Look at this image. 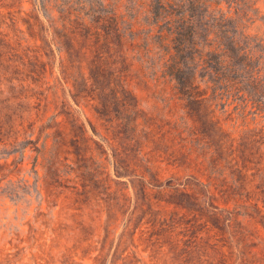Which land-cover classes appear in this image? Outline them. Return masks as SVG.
I'll list each match as a JSON object with an SVG mask.
<instances>
[{"label":"rangeland","instance_id":"374dc122","mask_svg":"<svg viewBox=\"0 0 264 264\" xmlns=\"http://www.w3.org/2000/svg\"><path fill=\"white\" fill-rule=\"evenodd\" d=\"M92 1L124 34L106 60L59 0H0V264H264V52L243 92L195 80L187 117L161 53L127 34L146 0ZM217 1L252 3L264 33V0Z\"/></svg>","mask_w":264,"mask_h":264},{"label":"trees","instance_id":"16d2710c","mask_svg":"<svg viewBox=\"0 0 264 264\" xmlns=\"http://www.w3.org/2000/svg\"><path fill=\"white\" fill-rule=\"evenodd\" d=\"M59 1L62 30H73L79 32L81 36L78 27L83 30L85 28L87 40L99 50V56L104 60L108 58L112 46L116 44L120 46L124 34L115 12L101 18L97 16L92 0ZM234 2L239 5L242 0ZM144 6L147 19L142 28L143 34L135 35L136 20L127 28V34L134 42V48L138 46L136 38L144 42L143 51L147 55L155 51L161 53L164 67L168 68L167 77L173 82V89H176L180 95L177 100L185 116L191 115L193 110L191 103L201 104L206 100L203 91L198 90L195 80L206 83L207 88L211 90L210 96H215L217 99L227 94L233 95L235 92L245 91L241 88L243 84L239 77L250 84L258 82L262 67L257 52H264V33L259 34V28L254 35L249 32L250 24L255 22V19L247 16L248 10H253L252 3L250 5V2H246V5H240V8L230 7L232 11L230 9L223 11L217 0H146ZM213 11L217 14H213ZM254 11L258 12V9L254 8ZM248 20L249 24H246ZM65 39H68L67 36H64V41ZM104 70L109 76L106 64ZM186 74L190 75V86L183 85ZM113 86V83L108 85V92L116 94ZM196 91H199V95H195ZM243 98L246 102L252 100V107L259 105V102L251 99L250 96ZM136 106L137 103H129L127 109L133 114L132 111ZM131 121L137 128L139 124L135 122L134 117ZM182 123L184 127L187 126L186 121ZM181 130L184 131L183 128ZM138 131L143 132L139 129ZM112 132L116 140H122L121 135L125 136L124 132L120 131V127L112 128ZM144 133H148V130H144ZM157 134H160L159 131ZM176 136L179 140L183 139L180 134ZM184 144L187 142L185 141ZM187 152L188 149L185 150L186 154ZM145 171L146 177L151 178L148 168ZM116 173L120 176V172ZM142 177L146 179L144 175Z\"/></svg>","mask_w":264,"mask_h":264}]
</instances>
